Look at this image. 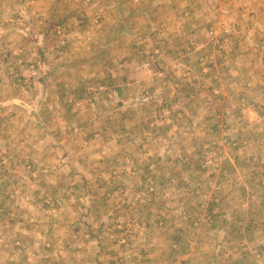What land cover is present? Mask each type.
<instances>
[{
  "label": "rangeland",
  "instance_id": "374dc122",
  "mask_svg": "<svg viewBox=\"0 0 264 264\" xmlns=\"http://www.w3.org/2000/svg\"><path fill=\"white\" fill-rule=\"evenodd\" d=\"M0 264H264V0H0Z\"/></svg>",
  "mask_w": 264,
  "mask_h": 264
}]
</instances>
